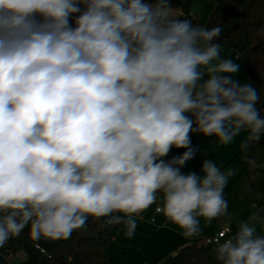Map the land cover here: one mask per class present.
Here are the masks:
<instances>
[{"label": "clouds", "instance_id": "1", "mask_svg": "<svg viewBox=\"0 0 264 264\" xmlns=\"http://www.w3.org/2000/svg\"><path fill=\"white\" fill-rule=\"evenodd\" d=\"M220 32L175 17L170 0H0V247L29 226L33 240L67 239L89 216L131 238L158 192L186 237L225 214L234 169L180 171L190 133L227 145L247 129L245 159L264 135ZM173 147L186 151L165 160ZM214 251L264 264V236L242 223Z\"/></svg>", "mask_w": 264, "mask_h": 264}, {"label": "trees", "instance_id": "2", "mask_svg": "<svg viewBox=\"0 0 264 264\" xmlns=\"http://www.w3.org/2000/svg\"><path fill=\"white\" fill-rule=\"evenodd\" d=\"M194 1L170 0V4L171 8H183L188 14ZM215 1L217 6L206 28L220 27L221 32L216 42L221 48L234 50L243 59L248 71V84L259 94L256 106L264 116V0ZM71 23L75 26V17ZM244 131L249 134L247 129ZM190 137L191 147L194 149L199 144L220 143L215 136L193 132ZM259 143L264 149V135ZM184 151L186 149L183 148L166 160L179 157ZM106 220V217L97 219L89 216L86 224L74 230L69 238L55 241L43 238L33 240L29 226L19 236L11 237L0 247V254L6 256L25 252L27 257L21 264H114L108 254V246L124 225H110ZM36 243L45 248L46 254H41L34 248ZM214 247L204 244L188 245L176 256L160 264H216Z\"/></svg>", "mask_w": 264, "mask_h": 264}, {"label": "rangeland", "instance_id": "3", "mask_svg": "<svg viewBox=\"0 0 264 264\" xmlns=\"http://www.w3.org/2000/svg\"><path fill=\"white\" fill-rule=\"evenodd\" d=\"M216 6L217 3L215 0H195L192 4L190 13L188 14L183 8H172V10L175 17L180 19H189L191 20L193 26L206 28L211 15L216 9ZM220 55L221 58L231 59L234 63L240 65V71L234 74V79L238 80L241 85L248 84V71L243 59L239 56V54L230 48H221ZM246 139L247 135L245 131L241 130L239 134L233 139V141L227 145H203L197 147V149L195 147V158L187 161L186 164L180 168V171L184 174L196 173L197 175H203L201 169L204 161L212 160L217 165L221 160L224 163L222 167H225L227 163L231 162L233 165L237 164V168H239L242 172H244V169L249 170L250 175L244 179L245 182H249L253 178L261 176L259 167H264V149L260 146L259 141L250 142L246 153L247 159H245V153L241 149V144ZM173 153L174 152H172V154ZM172 154H170V156ZM255 203H258L262 207L259 199H257V202ZM162 206L163 195H158L155 203H153L139 215H134L136 228L131 238L125 236V231L127 230L125 226L117 232L115 238L108 246V254L114 264H160L166 262L169 260V258L174 257V255L178 253L182 247L179 245L180 242H176L177 236L171 238L167 234V230L181 235L182 237L179 236V238H181V242L183 243H187L189 245L202 244L204 238L207 236L205 231L216 225V223H221L218 218L212 219L210 222L206 221L204 218H199V233L192 237H186L183 235L182 229L169 221L163 212L157 216L156 224L151 223L150 219L156 217L154 215L155 209L157 207L161 208ZM243 210H245V206L240 205L234 207L232 210L234 212H231L237 215ZM245 212L247 211H244V213ZM257 212L258 211L254 209L252 214H256ZM225 214L220 216L222 223L225 227H228L233 231L237 229L236 225H238V223H241L245 218H247L244 214L233 223L230 222V219H226L228 217H226ZM164 218L168 221L166 227L167 230H162L161 228L160 231L157 232V230H155L156 226L161 227V222ZM260 220L262 221V218H260ZM247 223L254 226L256 229V222L251 221ZM256 234L264 236V227L262 230L256 229ZM216 247L217 246L214 247V250ZM173 249H177L178 252L176 251L173 253ZM213 254L216 264H221V262L216 259L215 251ZM25 255L26 253L24 256H22L21 252L19 254H10L6 256L0 254V264H21L27 257V255Z\"/></svg>", "mask_w": 264, "mask_h": 264}, {"label": "crops", "instance_id": "4", "mask_svg": "<svg viewBox=\"0 0 264 264\" xmlns=\"http://www.w3.org/2000/svg\"><path fill=\"white\" fill-rule=\"evenodd\" d=\"M196 134L202 135L200 133H196ZM203 145L214 146V145H223V144H221V143H218V144H199V145H196V149H197V147L203 146ZM181 149H183V148H181ZM181 149L173 147L171 149L170 153L168 154V156L165 157L164 159L166 160V159L170 158L174 153H176L177 151H179ZM172 152H174V153L172 154ZM170 154H172V155L170 156ZM195 155L193 158H195ZM223 164L224 163L221 160L217 164V166L221 169V171H226L229 169L235 170V174L229 178L227 185L225 186L224 191H223L224 199L227 201V204H228V207H227L228 211L225 214V216L228 218H226V219H230V222L234 223L236 220L239 219L240 216L245 214L247 218H245L244 221H242L241 223H238V225H236L237 229L234 232H237L239 230V227L242 223H247V222H251V221L256 222L255 223L256 229L262 230V228L264 227V223H263L264 222V167L263 168L259 167V172H261V176H258L257 178H253L249 182H245L244 179L250 175L249 170L241 167L244 169V172H242L239 168H237L238 167V166H236L237 164L233 165V163H231V162L227 163L225 165V167H222ZM254 166H256V165H254ZM158 195H163V194H157V196ZM257 199H259V202L262 204V207L258 203H255V202H257ZM240 205L245 206V210H243V211H241V213H239L241 215H239V214L236 215V214L232 213V212H234V211H232L234 209V207L240 206ZM157 208H160V207H157ZM246 209H248V210H246ZM254 209L258 211L256 213V214H258V218L255 220L252 219V217L254 215H256V214H252V211ZM244 211H247V212L244 213ZM161 213H162V211L156 212V209H155L154 215L156 216L155 217L156 222L155 223L151 222L152 224L157 223V216L160 215ZM260 218H262L263 222L260 220ZM218 220L221 223H219V224L216 223V225H214L213 227H211V228L207 229V231H205V234H207V236L212 234V233H215L218 230H220L221 228L225 227L222 223L221 217H218ZM167 223H168L167 219L164 218L163 221L161 222V227L156 226L155 230H157V232H159L161 228H162V230H165L167 227ZM166 232L171 238L174 236H177L176 242L177 243L180 242L179 245L182 246L181 249L183 247L189 245L187 243L181 242V238H179V236H181V235L173 233L172 231H168V230ZM185 242H187V241H185ZM176 251H177V249H173L172 252L175 253ZM23 253L24 252L21 251L22 256H24V254H25V253L24 254ZM176 254H178V253H176Z\"/></svg>", "mask_w": 264, "mask_h": 264}, {"label": "built area", "instance_id": "5", "mask_svg": "<svg viewBox=\"0 0 264 264\" xmlns=\"http://www.w3.org/2000/svg\"><path fill=\"white\" fill-rule=\"evenodd\" d=\"M156 212H161L160 208H156ZM150 221L152 223L156 222V218L153 217L150 219ZM235 232L228 228H222L220 230H218L215 233H212L208 236H206L202 242V244L206 245V246H217V241H219V243H223L226 239H229L230 237L234 236ZM34 248L39 251L41 254H46V250L45 248H43L40 244H34Z\"/></svg>", "mask_w": 264, "mask_h": 264}, {"label": "water", "instance_id": "6", "mask_svg": "<svg viewBox=\"0 0 264 264\" xmlns=\"http://www.w3.org/2000/svg\"><path fill=\"white\" fill-rule=\"evenodd\" d=\"M205 79H206V77H205ZM177 254H175L174 256H176Z\"/></svg>", "mask_w": 264, "mask_h": 264}]
</instances>
